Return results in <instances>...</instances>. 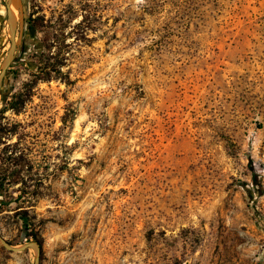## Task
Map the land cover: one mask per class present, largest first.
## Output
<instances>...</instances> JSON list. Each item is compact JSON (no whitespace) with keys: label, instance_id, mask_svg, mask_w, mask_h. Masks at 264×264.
Instances as JSON below:
<instances>
[{"label":"rangeland","instance_id":"374dc122","mask_svg":"<svg viewBox=\"0 0 264 264\" xmlns=\"http://www.w3.org/2000/svg\"><path fill=\"white\" fill-rule=\"evenodd\" d=\"M22 3L1 236L36 238L40 264H264V0ZM33 259L0 244V264Z\"/></svg>","mask_w":264,"mask_h":264},{"label":"water","instance_id":"95a60500","mask_svg":"<svg viewBox=\"0 0 264 264\" xmlns=\"http://www.w3.org/2000/svg\"><path fill=\"white\" fill-rule=\"evenodd\" d=\"M7 16H8V27H9V34H10V45L8 51L3 58L2 62L0 63V86L2 85L4 79L6 78L8 68L12 65L13 61L15 60V49L18 47L20 43V39L18 38L16 41L14 40V30L16 28V23L13 22L11 18V13L9 10V3L13 2L14 6H16L19 14L18 24L19 27L22 25L23 22V3L21 0H7ZM0 244L3 248L11 253H21L28 249H31L34 253L33 264H40V255H41V247L38 241H28L25 244L20 246H12L10 245L0 234Z\"/></svg>","mask_w":264,"mask_h":264},{"label":"flooded vegetation","instance_id":"af4514ba","mask_svg":"<svg viewBox=\"0 0 264 264\" xmlns=\"http://www.w3.org/2000/svg\"><path fill=\"white\" fill-rule=\"evenodd\" d=\"M7 5H8L7 0H0V52L6 51L5 54L3 55V57H0L1 59L5 57V55L8 51L9 45H10ZM5 29L8 33V43H9L8 48L2 47L4 44V41L6 40V38L3 39ZM23 29H24V35H26V33L28 31H32V28H31V26H29L27 21H25ZM18 38L20 39V43H19L18 47L15 49V52H14L15 60L13 61V63H15L18 59H20L21 57H23L26 54L25 51H26V46H27L26 42H25V40H26L25 36H21L20 27H19V24L17 21L16 28L14 30V40L16 41ZM10 68H11V66L8 68V71H10Z\"/></svg>","mask_w":264,"mask_h":264},{"label":"trees","instance_id":"16d2710c","mask_svg":"<svg viewBox=\"0 0 264 264\" xmlns=\"http://www.w3.org/2000/svg\"><path fill=\"white\" fill-rule=\"evenodd\" d=\"M31 28L34 30L35 27L31 26ZM49 50V49H48ZM61 52H57L54 54H51V52L48 51L47 54L45 55H41V61H42V67L39 68V72L37 75V80H35V83L37 81H50L53 77V74L55 72H58V63H57V58L59 57ZM14 108V107H13ZM16 109V108H15ZM17 110V109H16ZM18 112V110H17ZM11 162H13L15 165H21V163L23 162L22 159L20 158H8ZM12 183H17L18 182V177L17 174L15 172H11L10 173V180H12ZM8 180L7 177H5V175H3V177L0 178V184L4 181ZM15 180V181H14ZM23 219V223L24 225H28L29 221L25 216H22ZM34 234H30L29 236H33ZM32 241H37L36 238H34Z\"/></svg>","mask_w":264,"mask_h":264},{"label":"bare ground","instance_id":"6f19581e","mask_svg":"<svg viewBox=\"0 0 264 264\" xmlns=\"http://www.w3.org/2000/svg\"><path fill=\"white\" fill-rule=\"evenodd\" d=\"M9 10H10L11 18H12L13 22L17 23L18 18H19V14H18V10H17L16 6H14L13 2L9 3ZM9 36H10V34H9Z\"/></svg>","mask_w":264,"mask_h":264}]
</instances>
